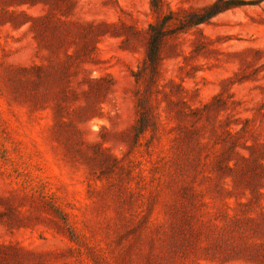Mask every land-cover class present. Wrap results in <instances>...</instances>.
I'll list each match as a JSON object with an SVG mask.
<instances>
[{"label": "rangeland", "instance_id": "rangeland-1", "mask_svg": "<svg viewBox=\"0 0 264 264\" xmlns=\"http://www.w3.org/2000/svg\"><path fill=\"white\" fill-rule=\"evenodd\" d=\"M0 264H264V0H0Z\"/></svg>", "mask_w": 264, "mask_h": 264}, {"label": "trees", "instance_id": "trees-1", "mask_svg": "<svg viewBox=\"0 0 264 264\" xmlns=\"http://www.w3.org/2000/svg\"><path fill=\"white\" fill-rule=\"evenodd\" d=\"M149 2L151 4V7L156 10L161 5L162 0H149Z\"/></svg>", "mask_w": 264, "mask_h": 264}]
</instances>
